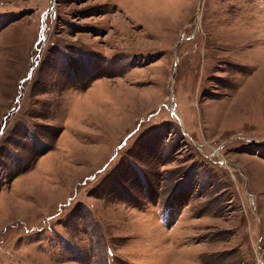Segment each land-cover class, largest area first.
Returning a JSON list of instances; mask_svg holds the SVG:
<instances>
[{
  "label": "rangeland",
  "instance_id": "374dc122",
  "mask_svg": "<svg viewBox=\"0 0 264 264\" xmlns=\"http://www.w3.org/2000/svg\"><path fill=\"white\" fill-rule=\"evenodd\" d=\"M0 264H264V0H0Z\"/></svg>",
  "mask_w": 264,
  "mask_h": 264
}]
</instances>
